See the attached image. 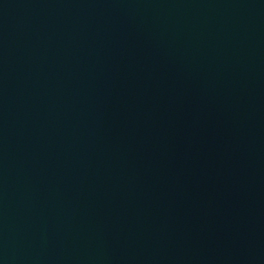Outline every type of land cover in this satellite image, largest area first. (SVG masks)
Returning <instances> with one entry per match:
<instances>
[{
    "label": "water",
    "instance_id": "1",
    "mask_svg": "<svg viewBox=\"0 0 264 264\" xmlns=\"http://www.w3.org/2000/svg\"><path fill=\"white\" fill-rule=\"evenodd\" d=\"M0 264H264V0H0Z\"/></svg>",
    "mask_w": 264,
    "mask_h": 264
}]
</instances>
